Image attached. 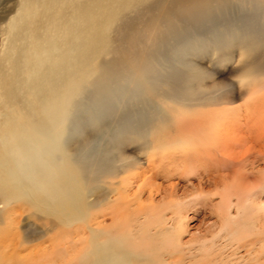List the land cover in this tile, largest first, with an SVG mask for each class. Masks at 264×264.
I'll list each match as a JSON object with an SVG mask.
<instances>
[{
	"label": "bare ground",
	"instance_id": "bare-ground-1",
	"mask_svg": "<svg viewBox=\"0 0 264 264\" xmlns=\"http://www.w3.org/2000/svg\"><path fill=\"white\" fill-rule=\"evenodd\" d=\"M16 5V14L5 26L0 16V203L11 205L10 209L0 208V264H56L53 255H67L76 241L85 246L73 264H185L184 249L173 244L170 237H163L162 246L155 241L164 234L166 223L156 226L153 233L142 231L140 224L136 230L131 224L128 232L120 231L126 225L113 224L98 232L104 237L100 241L90 238L87 242V237L81 236L68 246H42L39 238L33 239L40 232L19 225V209L27 205L31 217L43 221L44 227L53 225L56 231L84 221L80 218L88 209L84 194L92 186L96 162L73 156L67 146L69 136L83 127L86 118L114 116L118 102L127 96L160 94L164 77L156 64L163 53L183 50L167 41L168 36H175L176 44L180 43L183 31L215 29L218 35L229 34L235 39L234 45L223 39L216 41V46L228 53L237 45L243 57H248L241 67L249 86L243 119L246 125L249 119L257 122L255 127L250 126L254 133L247 134L246 139L238 138L241 125L236 112L240 106L203 109L176 122L180 124L173 135H164L165 126L156 129L158 133L152 138L162 150L158 156L171 162L181 160V155H167L170 151L165 146L171 142L176 149L181 147L189 159L187 164L196 167L208 162L217 166L221 161L242 166L252 160L249 157L253 153H262L264 0H21ZM184 78L182 73H174V80L167 86L171 91L177 86L179 89L174 91L180 90V94L182 87L188 94L182 86ZM170 114L163 116L171 118ZM183 140L189 144L186 148ZM244 141L249 145L246 149L240 144ZM6 158L15 163L18 177ZM149 165L153 169V164ZM238 174L232 185L241 191L249 187L248 174L245 170ZM134 230L138 233H132ZM74 233L80 235L78 229ZM25 243L34 248L20 255ZM247 244L253 246L255 242ZM164 249L170 250L164 253ZM63 263L72 264L70 259Z\"/></svg>",
	"mask_w": 264,
	"mask_h": 264
},
{
	"label": "rangeland",
	"instance_id": "rangeland-1",
	"mask_svg": "<svg viewBox=\"0 0 264 264\" xmlns=\"http://www.w3.org/2000/svg\"><path fill=\"white\" fill-rule=\"evenodd\" d=\"M18 2L20 3L21 0L0 1L2 25L5 26L16 14ZM262 23L264 27V18ZM112 36L115 37V33H112ZM176 38L168 36L167 41L169 44L179 45L183 50H172L165 55L163 53L164 57L161 56L159 60L161 64H156L164 77V81L160 83H163L160 94H145L139 98L127 96L121 99V103L118 102L114 116L94 115L86 118L83 127L69 136L67 146L73 156L86 162H96L95 178L90 189L85 190L84 194V204L88 205V209L80 217L84 221H77L78 223L66 225L56 231L53 225L48 224L49 228L44 227L43 221L31 217V211L27 205L19 209L17 203L13 204L21 210L19 225L22 229L26 227L40 232L33 239L39 238L42 246L54 244H60V247L68 246L81 236L87 237V242L90 238L100 241L104 237L97 235L98 232L107 230L113 224L126 225L120 230L126 232L132 225L133 229H139L140 224L143 227L142 231L150 230L153 233L156 231V226H163L166 223L164 234L155 241L162 246L160 243L163 237H170L173 244H178L184 249L185 264H264V234H262L264 233V150L260 154L253 153L254 156L249 157L252 160L242 166L238 162L221 161V164L215 165L216 167L208 162V165H203L201 168L192 163L187 164L189 159L186 158L185 153L182 154L180 146H178L179 150L175 148L176 145L173 142L167 143L165 147L170 151L167 155H181L178 163L158 156L162 150L152 138L153 134L158 133L156 129L162 126L166 127L164 135H173L175 126L179 125L182 119L187 120L186 117H191L196 112H201L203 109L210 110L217 106L227 108L240 106L241 110L236 112V120L238 119L241 125L237 137L245 138L247 134L254 133L250 126H254L257 120L249 119L247 122L250 124L246 125L243 119L246 114L245 104L249 100L246 93L249 86L243 78L241 67L242 62L246 63L245 59L247 60L248 57H243V51L237 45L230 47L228 53L220 52L216 41L224 39L234 45L235 39L229 34L218 35L215 29L194 33L183 31L178 44L175 42ZM262 49L264 45L261 46ZM262 58L264 59V55ZM173 72L182 73L185 76L182 86L190 94H185V90L183 92L181 87L183 96L178 93L180 90L178 92L175 90L177 93L174 91L179 89L177 86L173 88V91L170 85L167 86L174 80ZM189 84L193 86L190 87ZM169 112L172 115L171 118L163 116L168 115ZM179 112L182 114H178ZM122 118L125 119L122 120ZM261 126H264V123ZM240 144L243 146L245 144L244 149L249 146L245 141ZM188 145V142H184L185 148ZM237 149L240 148L237 147ZM150 157L153 159L152 163L149 162ZM6 160L10 170L15 177H18L19 172L15 171V163L11 158ZM227 163L230 165H224ZM149 164H153V169L148 167ZM204 168L209 169L203 171ZM241 170H245L248 174L249 187L240 191L237 186L232 185V182ZM0 208L1 210L10 209L11 205L4 207L3 204ZM75 229L80 231V235L76 236ZM135 230L132 233L137 234ZM135 236L138 237V235ZM250 241H254L255 245L247 244ZM25 245L19 252L20 255H26L34 248L30 246L31 243H25ZM84 246L82 241H76L73 249L68 248L67 255H53L57 258L56 264H64L63 262L69 259L73 264ZM164 250V253H168L170 249Z\"/></svg>",
	"mask_w": 264,
	"mask_h": 264
}]
</instances>
